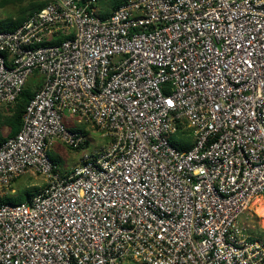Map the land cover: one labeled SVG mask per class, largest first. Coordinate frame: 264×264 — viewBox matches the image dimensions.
Here are the masks:
<instances>
[{"label":"built area","instance_id":"obj_1","mask_svg":"<svg viewBox=\"0 0 264 264\" xmlns=\"http://www.w3.org/2000/svg\"><path fill=\"white\" fill-rule=\"evenodd\" d=\"M46 1L0 32V109L42 77L0 143V196L45 182L0 197V264H264V232L240 222L264 206V0H127L106 18L97 0ZM63 113L109 140L68 174L48 146L88 140Z\"/></svg>","mask_w":264,"mask_h":264},{"label":"rangeland","instance_id":"obj_2","mask_svg":"<svg viewBox=\"0 0 264 264\" xmlns=\"http://www.w3.org/2000/svg\"><path fill=\"white\" fill-rule=\"evenodd\" d=\"M44 0H0V21H9L14 20L20 17L28 15V12H23L25 8L29 7V4L35 2H41ZM125 0H97L96 4V15L102 17L106 13H111L113 6L123 3ZM127 1V0H126ZM34 7L32 8V10ZM31 10V9H30ZM42 77L39 74L32 75L27 80L28 86H34L35 84H41ZM35 89V88H34ZM2 111V108L0 109ZM63 123L64 126L71 131H76L83 133L88 140V145L84 149L73 150L67 147L65 144L54 141L47 148V155L51 161H53L59 170L62 172L64 170L70 169L74 163L78 162L79 157L83 152H91L93 150L105 149L109 145V140L101 136L97 130L92 127L90 124L84 122H78V118L67 113H63ZM183 131L185 134H178V136H173L171 140H187L192 143L191 132L186 127L183 126ZM9 133L8 127L4 126L0 129V134L4 137H7ZM45 182L37 176H34L30 173L22 175L16 179L10 186V190L7 194L2 193L1 199L5 202H8L9 199L14 197L25 195L27 192H33L36 194L39 193L44 187ZM264 203V200H262ZM254 208H256L254 206ZM251 214L250 211H246L240 218L241 225H248L250 228L249 234H252L256 237H260L261 231L264 232V219L254 214V217L246 222L245 219L248 215ZM124 264H135L131 261H126Z\"/></svg>","mask_w":264,"mask_h":264},{"label":"trees","instance_id":"obj_3","mask_svg":"<svg viewBox=\"0 0 264 264\" xmlns=\"http://www.w3.org/2000/svg\"><path fill=\"white\" fill-rule=\"evenodd\" d=\"M126 1V0H125ZM124 1V2H125ZM47 4V1H41V2H33L29 4L28 8H25L23 12H28L27 16L20 17L14 20L9 21H0V32H11L17 29L19 26L23 24V22L34 12H37L41 10L43 7H45ZM122 3L117 4L113 6L111 9L114 11L117 7H119ZM34 9L32 10V8ZM31 9V10H30ZM112 11V12H113ZM111 12V13H112ZM111 13L104 14L101 18L108 17ZM38 85L35 84L34 86H28L27 84L23 88L21 94L19 95L16 103L10 107V108H2V111H0V129L4 126L8 127L9 133L7 137H4L0 134V143L4 142L6 138L12 137L16 135L19 130L21 129L22 125V116L25 112V109L29 103V101L32 99L34 93L38 89ZM35 88V89H34ZM183 126L180 125L179 129L181 132L180 135L185 134L184 131H182ZM172 145H174L179 150H189L192 147V143L188 142L187 140L180 141V140H171ZM36 194L33 192H27L25 195H20L17 197H14L12 199H9L8 202H5L2 200V203H8L12 205H17L21 203L28 202L32 196Z\"/></svg>","mask_w":264,"mask_h":264},{"label":"bare ground","instance_id":"obj_4","mask_svg":"<svg viewBox=\"0 0 264 264\" xmlns=\"http://www.w3.org/2000/svg\"><path fill=\"white\" fill-rule=\"evenodd\" d=\"M256 205H257V208H256V210H255V213H256L259 217H261V218L264 219V206H263L260 202L256 203Z\"/></svg>","mask_w":264,"mask_h":264},{"label":"crops","instance_id":"obj_5","mask_svg":"<svg viewBox=\"0 0 264 264\" xmlns=\"http://www.w3.org/2000/svg\"><path fill=\"white\" fill-rule=\"evenodd\" d=\"M6 140V139H5ZM76 165V162L74 163V165L70 168V169H67V170H64V171H62V173H64V174H68V173H70L71 172V170L73 169V167Z\"/></svg>","mask_w":264,"mask_h":264}]
</instances>
